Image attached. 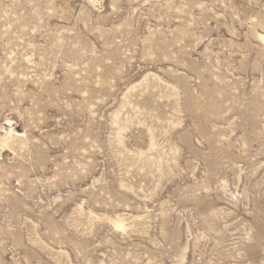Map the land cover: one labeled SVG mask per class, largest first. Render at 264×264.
I'll return each instance as SVG.
<instances>
[{"label":"rangeland","instance_id":"1","mask_svg":"<svg viewBox=\"0 0 264 264\" xmlns=\"http://www.w3.org/2000/svg\"><path fill=\"white\" fill-rule=\"evenodd\" d=\"M0 264H264V0H0Z\"/></svg>","mask_w":264,"mask_h":264}]
</instances>
